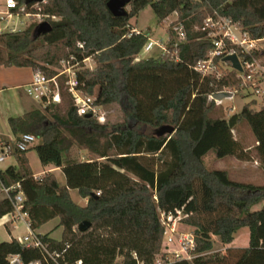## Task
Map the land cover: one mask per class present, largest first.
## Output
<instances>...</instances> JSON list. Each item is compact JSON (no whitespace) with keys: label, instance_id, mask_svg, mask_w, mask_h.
Masks as SVG:
<instances>
[{"label":"trees","instance_id":"16d2710c","mask_svg":"<svg viewBox=\"0 0 264 264\" xmlns=\"http://www.w3.org/2000/svg\"><path fill=\"white\" fill-rule=\"evenodd\" d=\"M17 2L24 10L11 13L40 14L51 29L36 38V23L0 32V65L53 77L56 72L48 66L71 55L79 62L91 57L94 67L77 72L81 89L95 95L99 106L118 104L123 114L119 124L78 115L61 86L60 103L8 118L14 136L30 132L40 139L32 147L40 164L59 167L64 175L63 185L51 172L35 178L27 151H15L16 164L0 168V184L20 183L32 230L59 218V240L38 234L48 250L63 252L61 260L70 264H152L165 256L162 218L181 209L189 215L179 221L194 228L196 257L169 264H264V184L232 180L225 170L207 169L202 161L213 150L219 159L252 162L233 134L245 120L264 164V106L253 109L250 100L228 118L210 117L215 100L209 96L225 87L238 89L243 81L223 60L225 52L214 57L211 74L194 69L213 47L209 30H202L206 18L228 17L251 38L264 39V0H129V9L118 17L108 10V0ZM148 6L159 24L173 13L177 18L167 29L168 52L142 58L149 32L131 33L130 20ZM174 24L181 25L183 41L173 40ZM232 48L241 60L264 65V47L249 53ZM73 143L95 157L64 160ZM71 189L86 199L84 206L73 201ZM11 210L2 198L0 219ZM83 221L90 226L80 231ZM243 227L249 231L246 247L207 254L212 237L228 245ZM16 253L24 264L44 257L39 248L25 247L14 237L0 242V264Z\"/></svg>","mask_w":264,"mask_h":264},{"label":"built area","instance_id":"2783aa9c","mask_svg":"<svg viewBox=\"0 0 264 264\" xmlns=\"http://www.w3.org/2000/svg\"><path fill=\"white\" fill-rule=\"evenodd\" d=\"M5 6L7 12L5 16H10L13 9L23 11V5L18 4L16 0H6ZM4 12V13H5ZM2 15V14H1ZM32 17L43 18L40 14L26 13ZM168 18L164 19L165 22ZM175 32L176 42L183 41L185 34L182 31L180 24H175L172 27ZM209 30L208 37L212 42V51L207 59L200 60L194 66V69L202 75L211 74L214 71L213 59L225 52V55L235 54L233 46L237 47L242 53H249L257 49V43L262 39H253L245 31H242L228 17L216 15L208 17L203 21L202 30ZM142 31L136 28L131 33H140ZM166 42V41H165ZM162 40H153L148 38L142 52L149 53L154 47L160 49V54L168 52V47ZM82 47V45H79ZM232 46L230 49L227 47ZM239 58V57H238ZM242 71L239 75L243 81L252 82V90L254 93L260 92V85L264 79V66H258L257 60H241L239 58ZM82 64V65H80ZM95 63L91 57H85L81 62L75 61L74 56H69L67 59L61 60V68L57 69L53 77H47L40 70L33 71L31 80L25 84L24 91L32 100L36 101L39 106L45 108L52 104L61 102V86L67 90L73 100V105L78 115H90L101 121L99 116L100 106L94 103L95 95H90L81 89L77 78V72L83 68L92 69ZM254 74H258L259 78L255 80ZM221 92V91H220ZM209 99H213L212 95ZM37 137L30 133H21L18 136L11 138H3L0 136V165L15 151H28L34 146ZM0 191L3 197L6 198L12 210L2 218H6L5 225L22 223L25 226L26 232L16 241L28 248H39L43 254V259H36L27 264H70L63 262L62 253L59 251H49L46 243L42 242L40 236L31 229L30 220L27 212L24 210V194L21 190L19 182L11 183L6 186L0 184ZM189 214H184L183 210L177 209L175 213H169L162 218L164 226L162 252L165 256H158L152 264H169L175 260L191 261L196 254L195 240L193 231L182 232L177 229V224L181 218L187 217ZM7 264H24L20 254H10L7 257ZM76 264H81L78 260Z\"/></svg>","mask_w":264,"mask_h":264},{"label":"rangeland","instance_id":"374dc122","mask_svg":"<svg viewBox=\"0 0 264 264\" xmlns=\"http://www.w3.org/2000/svg\"><path fill=\"white\" fill-rule=\"evenodd\" d=\"M1 1V0H0ZM126 10L129 9V5L125 7ZM0 10L3 12L0 17H4V19L0 23V28L3 31H17L26 28L31 23L38 24L41 21H45L43 18L32 17L30 15H26L23 13H11L10 16H5L8 12L5 7H0ZM4 11H7L4 13ZM177 14H171L168 19L161 24L157 22V19L151 9L150 6L144 8L137 17H133L130 20V23L139 30H144V32H149V37L153 40H162L168 45L169 33H167V29L170 24L176 20ZM175 25V24H174ZM173 25H171L172 27ZM173 40H177L176 37ZM264 47V39L257 43V49H261ZM160 54V49L158 47H154L152 51L149 53L141 52L140 56L142 58L154 56ZM258 66H264L257 60ZM50 69L55 72L57 69L61 68V60L54 66H48ZM226 66H222V72H224ZM33 71L29 67H5L0 65V87H5L4 92L0 93V132L5 133L9 131V126L7 124V119L5 118V113L11 114L14 109L18 108L19 103H29L30 109L32 108H40L41 106L37 104L36 101L29 98L24 89H17L15 86L23 85L28 82L29 79L32 78ZM255 80L259 78L258 74H254ZM252 82L242 83L240 88L233 89L229 87H225L221 92H229L232 93V96L223 98L222 100H215L213 104L212 111L210 112V117H223L228 118L231 114L237 113L240 111L242 105L244 103L249 102L250 100H254L255 104L253 105V109H260L264 106V79L261 81L260 92L254 93L252 90ZM29 98V99H28ZM26 108V106H25ZM99 116L101 117V121L99 122H108L109 124H119L123 120V114L121 108L118 104H109V105H101L99 110ZM0 136L3 138H7L6 135L1 134ZM234 136L240 141L242 146L249 152V154L257 159V165H254L252 162H249L246 165L237 164L232 161L231 156H227L224 158H217L213 150H210L206 153L203 158L204 167L207 169H220L225 170L229 174L232 180L243 182V183H252L256 185L264 184V164L258 160V157L255 153V145L256 140L255 137L245 120H241L234 128H233ZM40 142V139L37 138L34 142V146ZM27 157L29 159V163L32 167L33 172H37L41 169V165L37 154L33 148L27 151ZM95 157L94 154L89 151L81 148L77 144L73 143L70 145L68 150L64 153V160H83L90 159ZM234 160H236L234 158ZM16 161L14 158H7L2 164V168H6L10 164H15ZM53 166H49L48 168H42V174L39 176L42 177L47 172L52 171ZM34 174V173H33ZM54 174V173H53ZM38 176V177H39ZM56 177V176H55ZM57 177L59 182L64 183V175L59 172L57 173ZM57 179V178H56ZM71 198L77 204L84 206L86 204V199L80 197L75 189L70 190ZM0 196L1 192H0ZM6 218L0 219V242L9 241L11 237L19 238L25 232V226L22 223L12 224L10 227V233L8 226L5 225ZM59 218H53L48 222L41 225L37 228L38 233L46 234L53 239L59 240L62 234V226H59ZM213 239V248L211 253H219L225 250V248H241L246 247L248 245L249 240V231L246 227L239 229L235 234L233 241L231 244L223 245L220 243L217 237H212ZM163 244V241H162ZM228 246V247H226ZM162 249V248H161ZM162 251V250H161Z\"/></svg>","mask_w":264,"mask_h":264},{"label":"water","instance_id":"95a60500","mask_svg":"<svg viewBox=\"0 0 264 264\" xmlns=\"http://www.w3.org/2000/svg\"><path fill=\"white\" fill-rule=\"evenodd\" d=\"M43 0H25L26 4L29 3H39ZM129 0H108L107 8L113 16H122L125 13V7L128 5ZM51 29L50 24L47 21L39 22L34 30H33V37L36 38L43 33L48 32ZM224 61H228L231 63L232 68L236 71L241 72L242 66L240 60L236 54H228L223 58ZM232 96V93L227 92H217L212 95L214 100H222L223 98ZM90 116V115H89ZM90 226V223L87 221H83L78 225V229L80 231H85Z\"/></svg>","mask_w":264,"mask_h":264},{"label":"crops","instance_id":"0c3cea01","mask_svg":"<svg viewBox=\"0 0 264 264\" xmlns=\"http://www.w3.org/2000/svg\"><path fill=\"white\" fill-rule=\"evenodd\" d=\"M5 1L6 0H1L0 1V7H5L6 8V6H5ZM16 1H18V0H16ZM7 9V8H6ZM5 12V11H4ZM3 12L0 10V16H1V14H2ZM137 30H139V29H137ZM0 31H3L1 28H0ZM140 31H142V32H144V30H140ZM33 71V70H32ZM31 79H29L28 80V82L30 81ZM27 82V83H28ZM27 83H25V84H27ZM25 84H23V85H17V86H15V88H17V89H24V86H25ZM4 88L5 87H0V93H2V92H4ZM29 99V98H28ZM30 102H31V100L29 99V103L27 104V103H19L18 104V108L17 109H14L13 110V112L11 113V114H8V113H5V118L8 120V118L9 117H11V116H19V115H22V114H24L25 112H27L28 110H30V107H31V105H30ZM25 106H26V108H25ZM7 124H8V122H7ZM1 133V132H0ZM1 134H4V135H6L7 136V138H11V137H15L13 134H12V132L10 131V129H9V131L8 132H3V133H1ZM206 155V154H205ZM204 155V156H205ZM204 156L202 157V161H203V158H204ZM26 157H27V152H26ZM9 158H14V156L12 155L11 157H9ZM253 158V160H254V162H252L254 165H257V159L256 158H254V157H252ZM27 159H28V157H27ZM232 159V161L234 162V163H237V164H242V165H246V164H248L249 162H246V161H240V160H234V157H232L231 158ZM83 160H88V159H83ZM259 160V159H258ZM80 161V160H79ZM28 162H29V159H28ZM16 164V163H15ZM15 164H10V165H15ZM203 164H204V161H203ZM10 165H8V166H10ZM29 165H30V163H29ZM41 165V164H40ZM51 166V165H50ZM30 167H31V165H30ZM0 168L1 169H5V168H2L1 167V165H0ZM42 168H48L49 169V166H45V167H43L42 165H41V169L39 170V171H37V172H33V170H32V172L34 173L33 175H34V177L35 178H38V176L40 175V174H42ZM31 169H32V167H31ZM51 171H52V173H54V175L56 176V178H57V180H58V177H57V173H59V172H61V170H60V168L59 167H53V169H50ZM227 172V171H226ZM62 173V172H61ZM229 175V174H228ZM40 177V176H39ZM230 177V176H229ZM58 182H59V180H58ZM61 185H63L64 183H65V180H64V183H61V182H59ZM1 192V191H0ZM1 195L2 196H0V200L2 199V198H4L3 197V194H2V192H1ZM6 226H8V225H6ZM10 227L11 226H8V229H9V232H10ZM177 229L179 230V231H182V232H188V231H193V227L192 226H189V225H186V224H184V223H182V222H179L178 224H177ZM38 229H36V230H34L37 234H42V233H38V231H37ZM50 237V236H49ZM215 237V236H214ZM233 241V240H232ZM231 244V243H230ZM226 247H228V246H226Z\"/></svg>","mask_w":264,"mask_h":264}]
</instances>
